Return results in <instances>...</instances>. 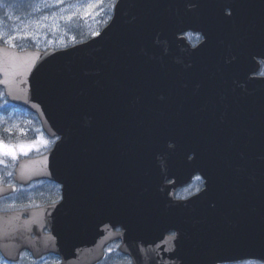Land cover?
<instances>
[{
    "label": "water",
    "instance_id": "95a60500",
    "mask_svg": "<svg viewBox=\"0 0 264 264\" xmlns=\"http://www.w3.org/2000/svg\"><path fill=\"white\" fill-rule=\"evenodd\" d=\"M186 30L203 40L191 46ZM260 62L264 0H116L99 32L70 46L1 43L5 95L57 139L17 162L0 197L37 179L62 185L58 203L0 211L1 255L28 248L84 264L66 246L70 190L94 179L108 206L119 189L123 241L165 246L155 252L171 263L153 264L264 262ZM195 174L203 188L174 198Z\"/></svg>",
    "mask_w": 264,
    "mask_h": 264
},
{
    "label": "flooded vegetation",
    "instance_id": "af4514ba",
    "mask_svg": "<svg viewBox=\"0 0 264 264\" xmlns=\"http://www.w3.org/2000/svg\"><path fill=\"white\" fill-rule=\"evenodd\" d=\"M229 11V9H226V13ZM183 35L191 46L198 45L204 38L203 34L198 31L194 32L186 30ZM256 74L264 75V62H260ZM0 90L1 94L10 105L11 103L5 96L4 90L1 87ZM33 117L42 129L38 118L35 115H33ZM53 140L54 144L56 138H53ZM0 175V184L14 183L11 175L5 173ZM169 182L170 180L166 181V183ZM35 183H42L38 190L40 197H37V200L33 203H29L28 201H24V196L21 197V203L14 206L11 205L5 208H0V211L27 209L58 203L62 200V185L60 183L50 179H37L32 180L26 185L17 184L16 190L13 193L0 197V201L10 198L19 191H25V193H27V191H29L28 187ZM73 183L81 185L73 187L70 190L72 195L69 211L71 228L68 237L69 241L66 246L70 249V254L73 256L72 258L78 260L84 259V264H153L155 259H157L159 263L165 262V260L171 263L169 257L170 254L168 259H165L166 252H155L156 247L158 249H166L165 246H148V244L139 243L137 239L134 238V235L130 243L123 241V227L119 224L121 221L118 219L122 214V207L119 202L121 196L118 195V188H115L114 200L111 199L108 206L107 189L106 187H98V182L96 180H74ZM203 185L204 181L202 177L199 174H195L188 183L177 187L173 196L176 199L188 198L199 192L203 188ZM107 206L110 214L109 220L107 219ZM41 232L43 234H49L51 231L48 227H44ZM174 233V231H169L166 235L172 236ZM31 237L34 238L35 235L31 234ZM0 256L2 257L1 254ZM4 260L8 264H63L62 255L59 253L48 251L39 256H35L28 248L22 249L19 252L18 259L15 261ZM172 262L176 263V259Z\"/></svg>",
    "mask_w": 264,
    "mask_h": 264
},
{
    "label": "rangeland",
    "instance_id": "374dc122",
    "mask_svg": "<svg viewBox=\"0 0 264 264\" xmlns=\"http://www.w3.org/2000/svg\"><path fill=\"white\" fill-rule=\"evenodd\" d=\"M115 0H0V44L9 35L19 31L23 39L8 44L20 48H61L95 35L107 23L112 14ZM26 34V35H25ZM1 91V90H0ZM0 141L6 144L32 145L26 153L16 149L15 159L0 156V174L13 176L17 161L49 149L53 138L40 128L33 114L25 109L9 105L0 92ZM1 176V175H0ZM42 183L33 184L25 191L16 192L10 198L0 201V208L14 206L24 201L33 203L40 197L38 190ZM0 264H8L0 256ZM229 264H262L244 260Z\"/></svg>",
    "mask_w": 264,
    "mask_h": 264
},
{
    "label": "snow or ice",
    "instance_id": "6c2138e0",
    "mask_svg": "<svg viewBox=\"0 0 264 264\" xmlns=\"http://www.w3.org/2000/svg\"><path fill=\"white\" fill-rule=\"evenodd\" d=\"M3 32H0V37H3ZM26 35V34H25ZM24 36L17 32L15 35H9L7 39L5 40V43H11L12 41L16 39H23ZM34 144L32 145H26V144H6L3 141H0V156H10L12 159L16 158L17 152L16 149H19L21 152L26 153L27 150L31 147H33ZM3 161H0L2 163Z\"/></svg>",
    "mask_w": 264,
    "mask_h": 264
}]
</instances>
